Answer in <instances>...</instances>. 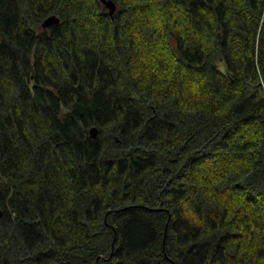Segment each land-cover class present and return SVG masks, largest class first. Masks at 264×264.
Instances as JSON below:
<instances>
[{
  "label": "trees",
  "instance_id": "16d2710c",
  "mask_svg": "<svg viewBox=\"0 0 264 264\" xmlns=\"http://www.w3.org/2000/svg\"><path fill=\"white\" fill-rule=\"evenodd\" d=\"M114 1L0 0V264H264V0Z\"/></svg>",
  "mask_w": 264,
  "mask_h": 264
},
{
  "label": "water",
  "instance_id": "95a60500",
  "mask_svg": "<svg viewBox=\"0 0 264 264\" xmlns=\"http://www.w3.org/2000/svg\"><path fill=\"white\" fill-rule=\"evenodd\" d=\"M102 1L104 2V4L106 5V7L108 8L109 13L112 16H114V14L117 11V4H116V2L114 0H102ZM59 21H60V17L58 15L53 14V15H50L49 17H47L43 21L42 25H43L44 28H47V27H50V26H52L54 24H57ZM91 132H92L93 136H96L97 130H96L95 127L91 129Z\"/></svg>",
  "mask_w": 264,
  "mask_h": 264
}]
</instances>
